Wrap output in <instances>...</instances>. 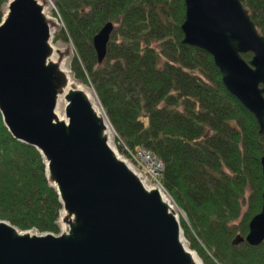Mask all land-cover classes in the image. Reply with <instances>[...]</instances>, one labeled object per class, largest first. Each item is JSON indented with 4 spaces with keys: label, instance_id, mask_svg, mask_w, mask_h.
<instances>
[{
    "label": "trees",
    "instance_id": "16d2710c",
    "mask_svg": "<svg viewBox=\"0 0 264 264\" xmlns=\"http://www.w3.org/2000/svg\"><path fill=\"white\" fill-rule=\"evenodd\" d=\"M240 1L264 36V0ZM54 5L62 23L55 40L74 46L75 78L93 88L125 149L161 160L159 182L186 214L190 248L205 264H264V241L231 244L261 211L264 132L227 91L212 56L182 43L184 0ZM107 22L114 27L98 63L92 40ZM60 209L39 152L15 140L0 114V220L56 233Z\"/></svg>",
    "mask_w": 264,
    "mask_h": 264
},
{
    "label": "water",
    "instance_id": "95a60500",
    "mask_svg": "<svg viewBox=\"0 0 264 264\" xmlns=\"http://www.w3.org/2000/svg\"><path fill=\"white\" fill-rule=\"evenodd\" d=\"M55 1L2 5V121L15 140L39 152L61 209L56 233L0 220V264H204L164 189L114 146L115 131L95 91L67 64L70 48L54 43L61 29L51 11ZM184 4L182 43L212 56L223 85L253 114L263 134L264 36L240 0ZM113 27L107 22L92 40L98 63ZM245 53L252 54L250 60ZM260 163L264 178V156ZM262 199L247 234H236L233 246L264 241V189Z\"/></svg>",
    "mask_w": 264,
    "mask_h": 264
},
{
    "label": "built area",
    "instance_id": "2783aa9c",
    "mask_svg": "<svg viewBox=\"0 0 264 264\" xmlns=\"http://www.w3.org/2000/svg\"><path fill=\"white\" fill-rule=\"evenodd\" d=\"M125 153L150 180L158 183L157 180L159 179L162 170L161 160L143 149L137 151L126 150Z\"/></svg>",
    "mask_w": 264,
    "mask_h": 264
},
{
    "label": "rangeland",
    "instance_id": "374dc122",
    "mask_svg": "<svg viewBox=\"0 0 264 264\" xmlns=\"http://www.w3.org/2000/svg\"><path fill=\"white\" fill-rule=\"evenodd\" d=\"M51 11H52V14H53V17L55 19H57L58 23H59V26L62 27V23L60 21V18L56 12V9H55V5L54 3L52 4V8H51ZM56 12V14H55ZM57 33V32H56ZM57 42V43H56ZM54 43L58 44L60 47H66L68 46L70 48V52L71 54L69 55V57L67 58V64L70 65V69H71V61H72V58L74 57L75 55V50H74V46L72 45V43L70 42H65V41H61V40H55V37H54ZM72 70V69H71ZM85 84V83H84ZM85 86H87L88 88L90 89H93L89 84H85ZM113 144L114 146L117 148L118 152L122 155L123 153L125 154L124 152V145H122V142L120 140H118L115 132H114V138H113ZM159 181V179L157 180ZM155 184V183H154ZM178 209V208H177ZM179 210V209H178ZM245 210V208H243V211ZM242 211V212H243ZM180 214H181V218L185 221V222H188L187 221V217H186V214L182 211V210H179ZM189 243V242H188ZM199 255V254H198Z\"/></svg>",
    "mask_w": 264,
    "mask_h": 264
},
{
    "label": "bare ground",
    "instance_id": "6f19581e",
    "mask_svg": "<svg viewBox=\"0 0 264 264\" xmlns=\"http://www.w3.org/2000/svg\"><path fill=\"white\" fill-rule=\"evenodd\" d=\"M95 103L99 106L97 100L95 101ZM100 109H101V108H100ZM165 197H167V196L165 195ZM167 198H168V197H167ZM169 201H170V200H169ZM170 203H172V201H171ZM197 257H198V255H197ZM201 263H202V262H201Z\"/></svg>",
    "mask_w": 264,
    "mask_h": 264
}]
</instances>
